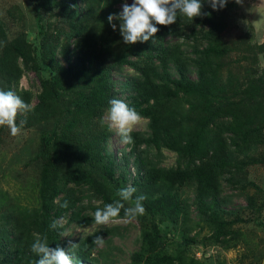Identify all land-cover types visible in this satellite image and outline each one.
Here are the masks:
<instances>
[{"label":"trees","instance_id":"obj_1","mask_svg":"<svg viewBox=\"0 0 264 264\" xmlns=\"http://www.w3.org/2000/svg\"><path fill=\"white\" fill-rule=\"evenodd\" d=\"M122 1L65 0L66 29L61 33L57 28L53 33L40 14L55 7L57 1L36 0V27L40 36L36 49L40 61L56 75L50 79L41 77L39 63L23 38L4 45L3 37L1 83L24 100L25 94L28 95L25 102L30 103L32 93L19 89V81L28 72H34L40 79V91L35 96L38 102L33 112L18 118L28 125L51 122L49 135L57 132L55 128L62 121L64 129L83 127L88 140L81 143L82 147H71L68 153L76 155L81 163H94L107 153L111 131L98 122L109 109L110 100L125 101L148 122V131H132L134 142L128 144L132 145V152L136 151L137 172L143 170L150 178L156 173L159 177L152 179L161 184L163 192L174 188L178 179L179 183L193 181L196 196L202 199L217 187L218 176L225 167L232 168L234 164L241 170V159L256 162L253 155L262 143L264 131V68L257 69V57L261 55L264 59V43L247 46L248 51L244 52L239 50L246 46L244 37H239L238 43L226 42L225 8L213 10L205 0L203 11L211 13L210 16L189 20L178 13L174 24L157 25L160 31L153 41L128 45L119 32L120 22L114 21L117 29L113 30L107 21L109 14L120 12L115 6ZM2 31L0 27L1 34ZM229 57H234V61L229 62ZM62 85L75 89L74 95L58 97ZM53 114L57 115L54 122ZM48 143L49 140H43L44 146ZM163 150L174 155V166L157 169L151 165L149 156ZM127 159L121 170L127 169L131 178ZM40 160L45 185H40L39 205L19 211L11 207L0 213L1 224L13 220L22 230H18V235V227L9 234L0 229V264H35L39 257L30 247L34 233L46 235L50 247H63L74 264H112V246L105 244L109 250L107 247L99 250L93 244L95 236L106 235L112 228L85 235L75 242L78 247L74 249L62 241L61 236L70 224L85 227L94 218L91 215L84 218L80 215L84 207L61 197L65 192L63 185L47 187L46 182L52 177L47 172L49 156H41ZM121 162L122 158L118 163ZM81 176V172L78 176L73 172L64 180L75 181ZM111 182L120 184L119 180ZM81 183L93 184L86 180ZM98 185L106 203H110L112 198L105 187ZM46 188L50 189L48 195ZM89 209L94 215L97 208ZM60 217H68L65 225L62 219L57 220ZM53 221L60 226L52 228ZM139 236L141 247L132 254L129 264H175L167 256L158 231L140 224Z\"/></svg>","mask_w":264,"mask_h":264},{"label":"rangeland","instance_id":"obj_2","mask_svg":"<svg viewBox=\"0 0 264 264\" xmlns=\"http://www.w3.org/2000/svg\"><path fill=\"white\" fill-rule=\"evenodd\" d=\"M56 1L55 7L49 11H41L40 15L50 32L54 33L55 29L59 28V32L63 33L67 21L64 17L66 3L65 0ZM124 2L125 0L117 4L115 9L121 11ZM126 2L131 4L133 1L126 0ZM224 8L227 28L223 39L226 42L238 43L239 37H244L246 46L239 49L244 52L248 51L247 46L264 43V0H240L239 3L236 0H228ZM0 27L3 30L2 34L0 33V41L3 37L6 39L5 42L2 41L4 45L14 39L23 38L31 46L32 50L29 52L38 61L43 79H50L56 75L51 68L40 61L36 49L40 41L36 27V0H0ZM234 59L229 57L228 61ZM236 59H238L237 55ZM62 63L65 64L63 61ZM257 63L258 70L264 68V59L261 55L257 57ZM252 70L256 71L255 67H252ZM0 89H8L7 86H3L1 80ZM19 89L32 93L30 103L35 108L38 102L35 96L40 91V79L34 72H28L20 79ZM74 93L75 89L62 85L58 97L63 95L70 97ZM25 97V100L29 99L26 94ZM107 112L108 110L98 122L106 125L111 131L107 142V153L94 163H81L76 155H68L71 147H82L81 143L88 140L83 127L64 129L62 121L55 128L57 132L49 135L51 122H40L39 125L25 123L21 134L16 137H13L6 127H0V131L2 130L0 132V213L11 207L19 211L39 205L40 185L44 184L42 179L44 168L39 164L40 158L49 156L46 162L47 172L51 173L52 177L48 178L47 187L63 185L65 192L61 197L84 207L80 212L84 218L86 215L94 218L89 208H102L108 204L99 183L112 198L110 203L119 200L117 191L128 185L137 189L133 199L140 195L146 197L143 201L146 212L136 219L125 218L122 209L120 216L106 225L92 222L88 226L78 227L76 224H70L61 236L66 244L75 243L94 231L112 228L103 235L105 239L103 245H95V247L99 250L107 247L109 250L105 244H110L112 264H129L132 254L141 247L139 231L140 224H143L145 228H152L162 235L165 252L175 264H264V131L262 143L253 155L256 162L241 159L239 161L242 165L241 170L234 164L232 168L225 167L218 176L217 187L199 199L196 196L197 186L192 183L193 181L185 180L179 183L180 179H178L174 188L163 192L160 188L161 184L152 179L159 177L155 176L156 173L150 178L143 170H139L138 178H133L131 175L129 178L127 169L122 171L121 168L123 161L128 158L127 161L131 163L133 171L138 173L134 154L136 151L132 152V145L121 142L117 130L110 128L106 119L103 124L101 123ZM55 116L57 115L53 114L51 118L53 122ZM147 124V120L143 118L133 131L147 132ZM43 140H49L47 146H44ZM153 154L154 156H149V161L157 169L174 166V155L169 152L154 151ZM69 157L73 158L72 161L71 158L68 159ZM121 158L122 162L119 164ZM73 172L76 176L81 172L82 176L75 181L66 182L64 179ZM123 174H126L125 178L122 177ZM168 179H172V176ZM85 180L93 184L83 185L81 182ZM112 180H119L120 184L117 185L111 182ZM46 190L48 195L50 189L46 188ZM121 202L125 203V207L131 206L129 202ZM24 218L31 222L27 216ZM60 219L62 225H65L68 217L65 219L60 217L57 220ZM1 223L3 222L0 219V229L7 234L18 227V223L13 220ZM18 230H22L20 227L16 229L19 235ZM180 257L185 259L179 260Z\"/></svg>","mask_w":264,"mask_h":264},{"label":"clouds","instance_id":"obj_3","mask_svg":"<svg viewBox=\"0 0 264 264\" xmlns=\"http://www.w3.org/2000/svg\"><path fill=\"white\" fill-rule=\"evenodd\" d=\"M205 0H133L131 4L126 0L122 4V10L118 14H109L108 23L113 30L117 29L114 21H119V32L123 37L125 44L131 45L137 42L153 41V37L160 31L157 25L169 26L176 22L178 13L189 20L204 15H211L203 11ZM237 3L240 0H236ZM207 3L213 10H220L226 7L228 0H207ZM110 107L107 116L101 120L104 123L106 119L109 127L117 130L121 137V142L125 144L133 143L131 132L134 127L143 119L134 107H130L125 101L113 98L110 100ZM31 103L25 100L12 90L0 89V127H6L13 137L21 134L26 120H20V114L27 115L33 112ZM129 172L133 178H138L140 173L133 171L131 163ZM137 189L131 185L120 188L117 195L120 197L114 203L105 204L102 208H97L94 212V223L97 225H106L110 221L118 218L123 209L124 216L127 219H136L146 212L143 201L146 199L143 195L136 196L133 199ZM129 202L131 206L125 207ZM57 221H53L51 227H59ZM105 239L103 236H95L94 245H103ZM71 249L78 247V244L70 242ZM31 251L39 259L35 264H74L72 256L63 247H50L47 236L34 234V241L31 244Z\"/></svg>","mask_w":264,"mask_h":264}]
</instances>
